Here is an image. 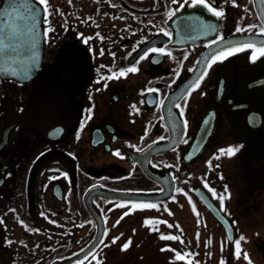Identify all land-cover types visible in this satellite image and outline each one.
<instances>
[{"label": "flooded vegetation", "instance_id": "af4514ba", "mask_svg": "<svg viewBox=\"0 0 264 264\" xmlns=\"http://www.w3.org/2000/svg\"><path fill=\"white\" fill-rule=\"evenodd\" d=\"M34 1L41 65L0 75V264H264V56L213 63L264 48V0H211L222 18L192 0ZM24 2L0 0L1 25ZM145 203L159 210L124 215Z\"/></svg>", "mask_w": 264, "mask_h": 264}, {"label": "snow or ice", "instance_id": "6c2138e0", "mask_svg": "<svg viewBox=\"0 0 264 264\" xmlns=\"http://www.w3.org/2000/svg\"><path fill=\"white\" fill-rule=\"evenodd\" d=\"M69 2H71V0H69ZM176 0H173V3H175ZM193 4L195 5H203L209 12H211L212 14H214L217 18H222L225 14L222 10H216L212 5H211V0H192ZM39 3L42 4L44 6L43 10L45 13L48 12V0H39ZM30 11V15H29V20H30V26H29V30H30V47L33 50V56H32V64L30 66V68L28 70H26L23 73H20L19 75H23L25 79L30 77L31 74V68H34L35 65V61L37 59L36 54H35V48H36V33L34 31L35 29V23H36V15L39 11V9L36 10H29ZM45 19H47V17H45ZM250 28H254L255 25H250ZM52 29H49L48 31H51ZM238 31H240L241 29H237ZM47 33H45L46 35ZM165 35H167V33H165ZM260 35H264V29L261 30ZM5 48L4 45V41L3 39H0V52H3ZM248 49H252L253 50V60L257 59L258 56H264V48H254L253 45H244L241 48H236V49H229L226 53H221L219 56H216V58L213 60V63L222 61L223 59L227 58V56L229 55H234L237 51H244V50H248ZM152 52H159L164 54V49H152ZM168 55H170V53H167ZM145 57H141V59H144ZM103 67V66H102ZM138 71V69L133 66L130 67L128 69H122L119 70L118 72H112V74L108 77H102V79L104 80H111V79H119L121 77H126L128 75V73H136ZM13 75H18L17 73H13ZM203 75V74H202ZM99 82V81H98ZM196 87H198V85H196ZM149 91H156L154 89L149 90ZM192 91H195V87L192 89ZM190 95V93H189ZM152 101H148V103H151ZM176 107H180V105H176ZM181 115H183V113H181ZM207 123V122H206ZM162 139V138H161ZM242 146L239 147H229L228 149H221L219 150V155L216 156V159H220L221 156H227L229 158L235 156L239 151L240 148ZM117 155H119V153H117ZM209 165L211 166V163L209 162ZM216 167H219V165H216ZM221 179H223V177L221 176ZM205 187H207V184H205ZM210 191L213 192V196L216 197L217 194L214 190L209 189ZM227 194V195H226ZM230 198V193H228V187L227 185H225V190L224 193L219 194L218 199L220 201V211H226L225 207H224V201L226 199ZM174 199V197H173ZM191 202V201H190ZM118 207H124L125 205H117ZM157 209L159 210L157 204L155 203H145V204H133L132 208L129 210V212H126L124 215H129L131 213V211L135 210V209ZM165 211H167V209L165 208ZM193 211L195 212V207H193ZM171 215V213H169ZM197 216H199V213H196ZM121 219H123V217H121ZM0 223H2V221H0ZM119 223V221L117 222ZM152 221H145V224H151ZM166 223V222H164ZM233 223H235V221H233ZM197 225L199 227V219L197 220ZM168 227H172V225H168ZM177 227H179L177 225ZM154 231H158V228L153 229ZM135 231V230H133ZM161 239H166V240H179V237L177 236H172V235H161L160 236ZM119 237H117L116 239H114L112 241V243H116V240H118ZM197 239H199V234H197ZM227 241H232V235H231V228L229 227L228 229V236H227ZM247 242L246 237L244 236H240L239 239L234 241V256L235 258L239 259L241 258V253H242V249H241V242ZM181 243H183V241H180ZM101 243H103L101 241ZM131 245V240H129L127 243H125L122 246V251L123 250H127L129 248V246ZM105 247H109L110 245L105 244ZM162 251H164L165 249H161ZM224 250V245L221 246V251ZM185 255H189V254H185ZM185 258V256L177 253V259L178 260H183ZM243 259L245 261H247V264H252L251 260L249 259V254L244 251L243 252ZM82 264V262H81ZM99 264V262H98ZM220 264H227L226 260H221Z\"/></svg>", "mask_w": 264, "mask_h": 264}, {"label": "water", "instance_id": "95a60500", "mask_svg": "<svg viewBox=\"0 0 264 264\" xmlns=\"http://www.w3.org/2000/svg\"><path fill=\"white\" fill-rule=\"evenodd\" d=\"M7 2L6 9L3 11L7 14L10 13V4L11 0H5ZM21 1V0H19ZM16 8V12L18 16V21L13 22L15 25L11 26V21L7 19L8 25H1L4 22L3 19L0 18V39L4 41V51L0 52V75L2 76H10L19 79H25L23 75H19L20 73L28 70L32 64V56L33 50L30 47V20L29 10L39 9L36 15V23H35V33H36V61L35 67L31 68L30 77L34 76L37 69L41 64V47H42V34H41V10L34 0H25L24 3L18 4ZM24 13L25 16L21 17V14ZM9 27V28H4ZM17 73L18 75H13V73ZM250 144L251 142L248 141ZM248 144V145H249ZM203 197L202 195H200Z\"/></svg>", "mask_w": 264, "mask_h": 264}]
</instances>
